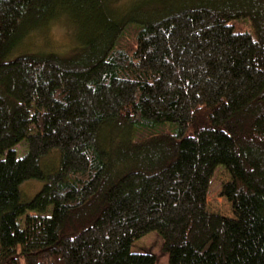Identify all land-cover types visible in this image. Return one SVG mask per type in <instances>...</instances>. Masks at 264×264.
<instances>
[{
    "label": "trees",
    "instance_id": "obj_1",
    "mask_svg": "<svg viewBox=\"0 0 264 264\" xmlns=\"http://www.w3.org/2000/svg\"><path fill=\"white\" fill-rule=\"evenodd\" d=\"M111 1L0 0V264H157L150 232L167 264H264V0ZM60 19L77 47L35 48Z\"/></svg>",
    "mask_w": 264,
    "mask_h": 264
},
{
    "label": "rangeland",
    "instance_id": "obj_2",
    "mask_svg": "<svg viewBox=\"0 0 264 264\" xmlns=\"http://www.w3.org/2000/svg\"><path fill=\"white\" fill-rule=\"evenodd\" d=\"M112 3L107 4V8H121V12L126 16H132L134 13L148 12H162L163 10L172 8L174 6L175 0H114ZM66 17V16H65ZM67 18V17H66ZM239 31L251 32L253 33V27L251 21L248 18H238L233 21ZM69 20L60 19L50 25L45 32H35L31 40V44L35 48H40L43 51H53L65 54L70 49L74 48L78 41L76 39V26H71ZM130 22L127 28L124 30V40L129 41L132 39L135 32V26ZM31 35V36H32ZM122 35V36H123ZM30 42V40H28ZM77 47V46H76ZM72 51V50H71ZM66 55V54H65ZM153 130L157 132H174L173 126L170 124H160L154 127ZM18 152L21 154L23 152V147L18 145ZM230 179L229 174L223 169H216L209 194L207 197V202L209 209L212 211H217L226 215L231 214L230 205L225 201L224 198L220 196V188L223 182ZM42 186L41 181H27L22 184V197L24 199L31 198ZM133 252L150 251L157 256V264H167L168 255L162 250V238L157 232H150L132 245Z\"/></svg>",
    "mask_w": 264,
    "mask_h": 264
}]
</instances>
